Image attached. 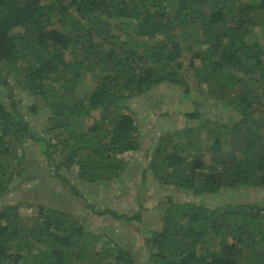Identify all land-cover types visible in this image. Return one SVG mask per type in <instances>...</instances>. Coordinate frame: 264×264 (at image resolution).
Masks as SVG:
<instances>
[{"label":"trees","instance_id":"16d2710c","mask_svg":"<svg viewBox=\"0 0 264 264\" xmlns=\"http://www.w3.org/2000/svg\"><path fill=\"white\" fill-rule=\"evenodd\" d=\"M123 26L131 30L122 33ZM263 26L264 0H0V197L40 176L31 175V143L46 174L69 187L82 209L127 228L141 224L140 209L131 216L101 210L65 174L83 188L122 181L124 155L140 147L124 101L164 85L188 97V82L173 67L180 68L181 41L194 48L187 67L205 93L184 115L190 124L164 130L146 149L153 181L194 198L264 192V48L252 32ZM86 76L95 85L85 100L77 88ZM15 90L30 99L26 112L46 121L42 131L31 129ZM205 109L213 119L202 120ZM226 115L234 121L216 123ZM32 196L0 209V264H136L131 242L92 232L59 200L45 206L37 201L44 194ZM21 206L32 208L31 219L20 217ZM137 233L145 264H264V199L172 203L160 230Z\"/></svg>","mask_w":264,"mask_h":264},{"label":"rangeland","instance_id":"374dc122","mask_svg":"<svg viewBox=\"0 0 264 264\" xmlns=\"http://www.w3.org/2000/svg\"><path fill=\"white\" fill-rule=\"evenodd\" d=\"M122 29V33L131 30L128 26H123ZM252 32L255 33L253 39L258 40L264 48V26L262 28L253 27ZM193 53L194 48L192 45H187L182 41L179 42V53L176 64H179L180 68L173 64L174 69L188 82V97L181 94L179 89H169L164 85L156 87L153 91L144 96L124 101V107H122L123 109H121V112L130 116L137 126L140 147L137 151L124 155L129 168L121 182L115 185L110 184L107 187L94 185L83 188L82 185L74 181V175L70 176L65 174V177L79 189H82V194L101 210L108 208L131 216L135 211L140 209L141 224L134 223L135 226L127 228L120 220L105 216L97 217L91 214L88 209V211L82 209L83 206L77 203V199L73 196L69 187H66L54 178H50V176L46 174V161L40 158L37 153V145L31 143L27 144L33 154H29L28 157L37 159L34 160L35 165L34 168H32L31 175L39 173L40 176L20 184L17 190L0 197V209L24 203L28 201V199L33 200L34 196L32 195H37L38 193L44 194V196L37 201L45 206H55L56 200L61 201L64 208L69 210L70 213L79 218L85 217L86 221L83 222L92 232L98 229V231L111 236L114 241L120 244H129L131 242L130 244L134 250L133 253H135V263L145 264L146 256L142 251L143 243L141 237H139L137 233V228L142 226L144 229H149L151 231L160 230L161 217L164 215L165 208L172 203L194 202L197 204H204L207 207H214L227 203L243 205L262 203L264 192L251 189L249 191L237 192V194H231L230 191H226L220 193L217 197L201 196L195 198L191 197L190 194L186 192L177 191L173 188L163 189L153 181L151 173L146 168V149L149 147L150 143L152 142V145L156 144L164 130H169V132L180 130L183 129L184 126L190 124V122H184V115L193 111L194 107L192 100L205 93V86L199 85L192 80L193 71L187 67ZM192 64L194 68L199 67V63L195 59H192ZM94 81L95 79L93 76H86L77 88L78 95L85 100L88 99L95 85ZM14 96L20 101L19 107H22L26 113L25 115L30 123L31 129L37 132L42 131V128L46 125V121L44 119L41 120L39 117L30 116L26 112L25 108L29 102H31L26 94L18 93V91L15 90ZM256 111L257 109L254 112L255 114ZM91 116L97 117V113L91 112ZM200 116L203 121L205 119H213V112L209 113V110L205 109ZM86 121L87 125L91 123L90 119H86ZM213 121L216 120L214 119ZM233 121L234 119L231 116L226 115L217 119L216 123L230 124ZM212 126L213 129L217 127V125ZM210 128L211 126L209 125L208 129L202 131L200 133V138L194 135V144L200 146L201 142L199 139H203L206 135H209V131H211ZM28 147L27 149H29ZM61 173L64 176V171H61ZM35 185H38L37 193L36 190L33 189L36 188ZM29 193L33 194L29 195ZM32 211V208L21 206L19 215L21 218L28 217L31 219ZM226 237L228 239L226 241L230 243L229 237ZM211 247L213 250L217 251L218 242L215 241Z\"/></svg>","mask_w":264,"mask_h":264}]
</instances>
